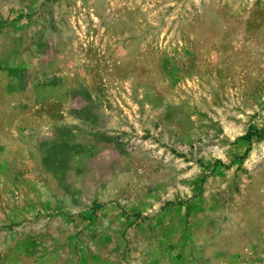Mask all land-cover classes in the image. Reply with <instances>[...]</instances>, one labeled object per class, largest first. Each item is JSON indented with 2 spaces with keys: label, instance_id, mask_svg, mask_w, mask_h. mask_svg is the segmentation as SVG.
Instances as JSON below:
<instances>
[{
  "label": "rangeland",
  "instance_id": "rangeland-1",
  "mask_svg": "<svg viewBox=\"0 0 264 264\" xmlns=\"http://www.w3.org/2000/svg\"><path fill=\"white\" fill-rule=\"evenodd\" d=\"M0 264H264V0H0Z\"/></svg>",
  "mask_w": 264,
  "mask_h": 264
}]
</instances>
